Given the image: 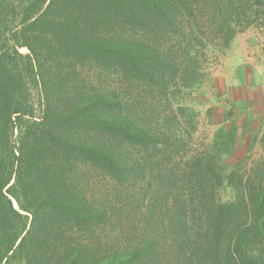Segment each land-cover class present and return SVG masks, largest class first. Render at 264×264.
<instances>
[{
  "label": "trees",
  "instance_id": "trees-1",
  "mask_svg": "<svg viewBox=\"0 0 264 264\" xmlns=\"http://www.w3.org/2000/svg\"><path fill=\"white\" fill-rule=\"evenodd\" d=\"M263 19L264 0H0V264H264V161L223 174L235 130L191 148L176 100L203 31L221 54Z\"/></svg>",
  "mask_w": 264,
  "mask_h": 264
},
{
  "label": "rangeland",
  "instance_id": "rangeland-1",
  "mask_svg": "<svg viewBox=\"0 0 264 264\" xmlns=\"http://www.w3.org/2000/svg\"><path fill=\"white\" fill-rule=\"evenodd\" d=\"M211 34L202 32L205 42L201 49L205 53L201 69L205 75L200 86L181 91L176 100L192 108L197 116L191 148L211 143L217 128L235 130L231 152L218 153V160L226 164L223 174L227 176L233 169L235 178H245L247 171L251 173L264 161V19L236 33L221 54ZM18 52L30 53L26 47H18ZM131 90L128 95L137 96L138 88ZM32 92L36 97L35 89ZM218 194L227 200L234 192L223 184Z\"/></svg>",
  "mask_w": 264,
  "mask_h": 264
}]
</instances>
